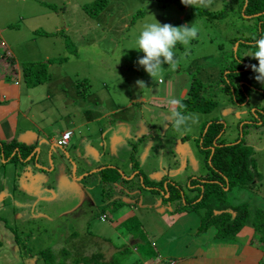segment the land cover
Masks as SVG:
<instances>
[{
	"label": "rangeland",
	"instance_id": "obj_1",
	"mask_svg": "<svg viewBox=\"0 0 264 264\" xmlns=\"http://www.w3.org/2000/svg\"><path fill=\"white\" fill-rule=\"evenodd\" d=\"M94 1L0 0V58L4 50L7 55L0 61V80L30 64L45 63L48 71L46 81L36 87H28L23 80L19 85L22 108L12 119L29 129L16 137L17 147L27 158L18 152L16 159L5 160L0 151V264H46L51 256L48 248L57 261L67 250V264L100 253L109 261L119 257L118 248L132 245L131 235H142L140 250L131 247L129 260L123 256L122 263L152 264L159 254L179 262L198 251L195 243H205L204 249L213 254L224 249L228 253L221 263L212 264H264L262 243L251 236L254 212L264 210V125L251 128L247 120L250 105L264 107V84L255 79L251 65L258 61L252 57L243 79L254 88L246 89L251 101L249 105L246 99L241 109L238 87H234L236 94L227 90L233 75L223 73L234 57L249 58L256 50L254 44L241 46L245 44L241 37L234 45L231 41L237 29L255 23L256 14L240 17L235 0H213L210 8L186 6L181 0H104V9L92 14ZM198 8L210 12L226 8L228 16L197 14ZM156 20L173 26L194 24L198 35L188 45L178 43L174 49L177 68L173 71L164 64L162 78L153 80L138 64L144 53L136 49V37L145 23ZM252 42L254 37L246 43ZM137 80H143L145 87L140 89ZM195 80L205 86H219L223 81L225 86L203 92L214 98L209 112H189L184 103V111L199 119L191 131L178 133L172 127L167 100L182 101ZM0 97H4V109L13 99L9 93ZM216 118L227 124V142L245 130L258 171L254 185L235 187L226 195L231 203L250 206L251 224L235 239L217 237L214 225L199 232L204 210L178 214L173 211L175 204L165 200L168 194L144 191L139 196L135 182V188L121 196L120 185L116 190L117 183L106 186L101 180L100 166L112 163L123 170L127 183H134L143 169L153 181L167 178L165 189L171 181L179 187L177 181L184 191L197 196L198 186L192 189L189 180L197 174L210 175L200 137L207 122ZM68 128L75 129L73 137L62 148L56 141ZM88 171L95 176L86 175ZM117 200L124 202L121 207H128L116 209ZM135 205V210L130 207ZM125 210L134 215L118 223L113 213ZM104 212L110 214L105 221L101 219ZM204 264L209 261L204 259Z\"/></svg>",
	"mask_w": 264,
	"mask_h": 264
},
{
	"label": "trees",
	"instance_id": "obj_2",
	"mask_svg": "<svg viewBox=\"0 0 264 264\" xmlns=\"http://www.w3.org/2000/svg\"><path fill=\"white\" fill-rule=\"evenodd\" d=\"M234 3H237V12L240 17L246 18V15L254 16L255 14L261 13V15L255 16L256 21L254 24L237 29L238 34L235 35L236 37L233 35L231 38L232 45H234L239 40L238 38L241 37L245 41V44H241V46L246 45L249 47L250 44L246 43L247 41L251 40L252 37L259 38L261 35H264V0H235ZM227 4V8L229 9L231 2H228ZM90 7L92 8V14L95 12L98 13L104 9L105 1L95 0ZM196 12L197 14H206V16H215L218 18L228 16L226 13V8L219 12H210L204 10L203 8H198ZM244 29L246 31L243 32ZM232 52L233 50H231V56L234 57L235 55L234 53L232 55ZM6 56L7 55L5 54L4 50L0 61H3L4 58H7ZM46 71L47 64L44 63L37 66L30 64L23 67L22 72H19L21 75L20 78L26 82L28 87H36L46 81ZM15 74L14 72L10 74H4L3 79L5 77H12ZM32 74H34L35 77L32 76ZM216 87H218L216 86V83H211L205 86L201 81L195 80L192 84V87L188 89L187 96L182 100V103L188 104L189 112H209L214 106L215 102L212 100L214 98L211 97L209 93L204 95L203 92L205 93L208 89L210 90ZM227 90L231 92V87H228ZM241 95L243 96V101H245L247 95H245L243 92ZM208 123L209 126L201 133L200 145L202 148L204 147V150L206 151V163L210 169L209 172L214 176L209 177L208 175H201L199 178H217L223 183V185L215 181L206 182V184H202V187H199V194L197 196H192L190 192L183 190L181 183H178L174 180L173 181L175 184H179V187L175 186L171 181L168 183V189H165L163 182L166 181L167 178H162L159 181H153L148 178V176L143 172V169H139L140 173H137L139 178L135 177V179L132 181L134 183H127V179L123 176V170L120 171V167L118 165L113 167L112 163H105V165H102L104 167L100 166L101 170L99 175L101 176V180L106 186L117 183L114 187L117 190H119L118 185H120L121 196L124 193L133 190L136 186L135 182H137L139 196H141L144 191L158 192L164 197L168 194V199L165 200L175 204L173 211L178 212V214L204 210L203 218L198 231H206L210 226L214 225L217 229L216 236L220 238L235 239L236 236L244 231L245 227L248 226V224H251L252 221L254 229L252 232L254 234L251 233V236L262 243L264 248V210L262 208H257L254 212L253 218L251 219L250 206L247 202L234 204L226 199V195H228L233 188L237 187L245 189L254 185V180L258 175V171L256 170V160L253 156V147L246 143L245 130L243 136H239L235 140L227 142L224 139V134L227 130L226 122L223 119L216 118L210 122H207V124ZM241 134H243V132ZM17 144L18 141L16 138L8 141H2V147L5 152V160H7L8 156L16 159L17 156H19L18 152L20 153L21 158H27L28 155L24 157L20 148L17 147ZM22 147L24 150H26L27 146L23 145ZM17 148L18 151L13 155ZM136 170H138V168ZM90 171H88V175L95 176V173L90 174ZM141 176L144 177V180H140ZM190 178L193 179L189 180V185H191V187H193L195 183L199 182L198 178ZM141 181H143V184ZM226 187L229 188L226 190ZM123 203L124 202L119 200L115 201V208L119 209V207H121L120 205ZM105 213L108 217H110V214L107 212H104L103 214ZM140 236L142 235H131V238L135 240L139 239ZM131 247L133 250H140L139 242H137L132 244L130 247L128 246L126 250L122 249L121 247L118 248L119 253H117L119 257L117 256V259H110L108 261L103 257V254L100 253L96 256L85 257V260L76 259L71 264H140L139 262H135L133 260L130 262L128 261L129 263H122L123 256L129 260L130 254H132V250L130 249ZM48 251L51 256L46 257V260L44 259L46 264H67V262H64L68 258L67 250L63 251L64 258L62 256L60 261L56 260V255L50 248H48ZM44 254H46V252Z\"/></svg>",
	"mask_w": 264,
	"mask_h": 264
},
{
	"label": "clouds",
	"instance_id": "obj_3",
	"mask_svg": "<svg viewBox=\"0 0 264 264\" xmlns=\"http://www.w3.org/2000/svg\"><path fill=\"white\" fill-rule=\"evenodd\" d=\"M184 5L199 6L210 8L213 0H181ZM261 15V14H260ZM198 35L197 27L192 24L173 26L169 23L161 24L156 22L145 23L136 37V49L144 53L143 57L138 59V64L153 78V80L162 78L163 65L167 64L171 70L178 66V59L174 51L176 45H188L191 40ZM253 47L256 49L251 55L258 61L252 64L251 69L255 79L264 84V35L254 38ZM139 88L145 87L143 80H137ZM171 124L178 133H186L192 130L191 125L198 122L199 117L194 113H186V105L178 98L171 97L167 100Z\"/></svg>",
	"mask_w": 264,
	"mask_h": 264
},
{
	"label": "crops",
	"instance_id": "obj_4",
	"mask_svg": "<svg viewBox=\"0 0 264 264\" xmlns=\"http://www.w3.org/2000/svg\"><path fill=\"white\" fill-rule=\"evenodd\" d=\"M19 71L20 70L15 71L16 74L14 72L15 75L13 76V78L14 79L17 78L16 82L14 81L15 83H11L10 81L6 80L5 78L0 80V96H1V94H2V96H4V95L9 93L13 97V99L10 100L11 103L5 104V106L7 105V107L5 109L1 105V103L4 101V97H0L1 98L0 99V141H1L0 145H2L3 140H11L13 138H16L18 134L22 135V131H24L26 134L29 130L28 128L19 127V125L15 124L14 119H12L13 113L16 110H20L22 108L23 89L19 88V85L22 84V78H20L21 75H19L20 74ZM16 75L18 77H16ZM16 86H18V88H16ZM24 117L26 119H28L27 118L28 116H24ZM34 125L37 126V124H34ZM68 130L72 131L75 129L74 128L66 129V131H68ZM53 143H54V141H53ZM0 151H1V157L4 158L5 152H4L3 147H2V149H0ZM41 152H43V150H41ZM127 207L128 206L121 207L119 209H126ZM130 207L135 210V208L138 207V205H135L134 207L133 206H130ZM114 213L116 215H114ZM114 213H113V216L119 220V221H117L118 223H121L122 220L130 219L134 215V213H131L128 210H125L124 212L115 211ZM137 242H140V239H135V240L131 239V244H135ZM203 244H205V243H195L194 245L198 246L197 247L198 251L194 252L193 255L184 256V258L181 259L179 262H178V259H176V258H166V257L162 256L161 254H159L158 256L153 258L155 260L154 264H161V263L162 264H204V259H207L209 261V264H212L213 262L221 263V261H223L226 258L228 253L225 249H224L223 253L216 255V254L211 253V251H209V250L207 251L206 249H204V247H206V246ZM168 254H170V253H168ZM105 257L107 258V256H105ZM109 258H107V259H109ZM168 260H171V262L169 263ZM81 264H84V263H81Z\"/></svg>",
	"mask_w": 264,
	"mask_h": 264
},
{
	"label": "flooded vegetation",
	"instance_id": "obj_5",
	"mask_svg": "<svg viewBox=\"0 0 264 264\" xmlns=\"http://www.w3.org/2000/svg\"><path fill=\"white\" fill-rule=\"evenodd\" d=\"M249 44H254V43L252 42ZM248 48H250V47H248ZM234 58L236 59V57H234ZM251 59H252V56L249 58L243 57L241 60L236 59L235 62L229 61L230 64H228L226 66V69L223 70V73L228 71L227 74L231 73L233 75L232 78L229 79L228 83H227L228 84L227 86L231 87V93L236 94L237 91L234 87H238L240 89V93L243 92L245 95H247L248 93H247L246 89H249L250 87L254 88L252 84L248 83L249 82L248 80L243 79V76H246V73H245L246 68L248 67V62L250 63ZM243 65H246L245 68H241ZM241 74H243V75L241 76ZM219 86H225V83L223 81H221V83H219ZM223 89L225 90L227 88H223ZM246 99L248 100L247 104H249V102L251 101V98H249V96L247 95ZM246 99H245V101H246ZM245 101H242L241 103H237L238 107L242 109V107H241L242 103ZM253 106L256 107L255 109L257 110V113H254V110H252ZM248 108H249V114L248 115L250 117L247 118V120L252 122L251 124H249V126L251 128H255V127H259L260 125H264V121H262V119H261V115H264V107H257L255 105H250V107H248ZM242 120H241V122H243ZM244 126L245 125H243V129H244ZM255 129H258V128H255ZM201 142H202V140H201ZM200 176H201L200 174H197V176H193L194 178L199 179V182L194 184L195 186H198V189H200L199 187H202V184H204V183L206 184V182H210V181H215V182L221 183V185H223V183L217 178H210L209 179V178L202 177V179H201V178H199ZM208 176L213 177L214 175L210 173V175H208ZM192 188H194V186Z\"/></svg>",
	"mask_w": 264,
	"mask_h": 264
},
{
	"label": "built area",
	"instance_id": "obj_6",
	"mask_svg": "<svg viewBox=\"0 0 264 264\" xmlns=\"http://www.w3.org/2000/svg\"><path fill=\"white\" fill-rule=\"evenodd\" d=\"M72 137H73V131H71V130L64 131L63 134L57 139L56 145L64 148V147L69 145ZM107 217L108 216L106 214H104V215H102L101 219L106 220Z\"/></svg>",
	"mask_w": 264,
	"mask_h": 264
},
{
	"label": "water",
	"instance_id": "obj_7",
	"mask_svg": "<svg viewBox=\"0 0 264 264\" xmlns=\"http://www.w3.org/2000/svg\"><path fill=\"white\" fill-rule=\"evenodd\" d=\"M261 13H258V14H256V16H259ZM251 17V16H250ZM249 121V120H248ZM248 124H251L250 122H248ZM227 126V125H226ZM241 136H243V134H241ZM74 171H76V167H75V170ZM91 173V172H90ZM89 173H87L86 175H88ZM143 179V178H142Z\"/></svg>",
	"mask_w": 264,
	"mask_h": 264
}]
</instances>
